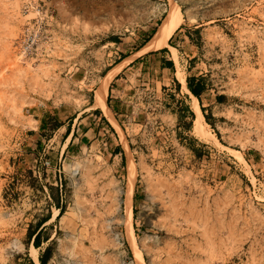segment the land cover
Returning a JSON list of instances; mask_svg holds the SVG:
<instances>
[{"label": "rangeland", "instance_id": "374dc122", "mask_svg": "<svg viewBox=\"0 0 264 264\" xmlns=\"http://www.w3.org/2000/svg\"><path fill=\"white\" fill-rule=\"evenodd\" d=\"M172 1L176 54L141 52ZM124 60L107 105L136 163L144 264H264V0H0V264H36L47 216L45 264H137L128 154L95 106Z\"/></svg>", "mask_w": 264, "mask_h": 264}, {"label": "bare ground", "instance_id": "6f19581e", "mask_svg": "<svg viewBox=\"0 0 264 264\" xmlns=\"http://www.w3.org/2000/svg\"><path fill=\"white\" fill-rule=\"evenodd\" d=\"M184 22V17L181 11V8L178 3L175 1L171 2V9L168 15L164 18L162 24L159 26L157 31L154 33L152 38L145 44V46L141 49V52L149 53L153 51H158L161 49L168 48L176 54V49L170 46L169 41L172 39L176 31L182 26ZM138 53V52H137ZM123 62L116 64L107 74L105 77L102 78L101 84L96 90L95 94V106L99 107L102 112L104 113L105 117L109 121V123L118 131L120 136L122 137L124 143V149L128 154L129 158V175H130V187L129 191L126 193V198L124 200V211L125 216L127 217V231H128V238L134 247V252L136 256V263L137 264H144V258L140 250L138 249L137 244L134 242L133 238V231H132V220H133V193L135 187V180L137 175L136 163L134 162L133 156L131 155L129 145L124 137L123 130L119 126L113 112L107 105V97L110 84L117 76V74L121 71L124 66ZM177 79L182 84L183 90L190 96L191 103H192V110L196 115L195 127L197 133L204 137V138H211L214 140L216 145H219L218 139L209 132V123L205 120V116L202 112L199 99L195 97L187 87V81L184 74L180 71L177 72ZM206 140V139H205ZM207 141V140H206ZM239 155L238 152H235ZM234 154V153H233ZM241 155V153H240ZM236 156V155H235ZM239 159L242 158L239 156ZM243 161V160H242ZM245 162V161H244ZM58 215V211H56ZM33 258L36 264H41L40 260L37 256V249L33 246L32 247Z\"/></svg>", "mask_w": 264, "mask_h": 264}, {"label": "trees", "instance_id": "16d2710c", "mask_svg": "<svg viewBox=\"0 0 264 264\" xmlns=\"http://www.w3.org/2000/svg\"><path fill=\"white\" fill-rule=\"evenodd\" d=\"M150 40V39H149ZM147 40L146 43L149 41ZM160 52H167V49H162ZM169 65L173 66L172 62L168 63ZM188 88L191 91V93L197 97L198 99H200L203 91H204V87L202 85H198L197 87L193 86L191 80H188ZM224 100V97H219V102H222ZM204 112V111H203ZM205 118L207 120V122L210 124L208 117L205 115ZM105 120V119H104ZM50 190H53L52 187H50ZM57 210L60 212V215H62V211L63 208L59 205V203H57L56 205ZM51 220V216H47L46 218L42 219L40 221V223L37 226V229L35 232L30 233L29 237L31 239V241L33 242L34 246L38 249L40 248L41 245V237L43 234V231L45 230V225ZM42 264H45L44 258L40 259Z\"/></svg>", "mask_w": 264, "mask_h": 264}, {"label": "crops", "instance_id": "0c3cea01", "mask_svg": "<svg viewBox=\"0 0 264 264\" xmlns=\"http://www.w3.org/2000/svg\"><path fill=\"white\" fill-rule=\"evenodd\" d=\"M171 41H172V39L170 40V42H169V44L171 43ZM187 83V82H186ZM187 87H188V83H187ZM189 89V88H188ZM191 92V91H190ZM40 263H41V261H40ZM42 264V263H41Z\"/></svg>", "mask_w": 264, "mask_h": 264}]
</instances>
